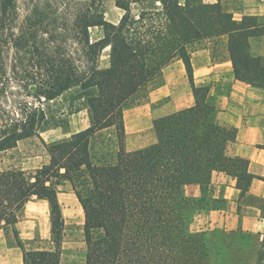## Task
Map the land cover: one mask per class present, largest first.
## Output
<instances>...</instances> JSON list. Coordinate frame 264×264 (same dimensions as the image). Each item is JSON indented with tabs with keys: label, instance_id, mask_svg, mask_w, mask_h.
I'll return each mask as SVG.
<instances>
[{
	"label": "trees",
	"instance_id": "1",
	"mask_svg": "<svg viewBox=\"0 0 264 264\" xmlns=\"http://www.w3.org/2000/svg\"><path fill=\"white\" fill-rule=\"evenodd\" d=\"M105 1L0 0V152L36 136L49 157L28 173L0 170L8 245L20 248L22 264H60L56 186L67 180L83 211L84 264H264V232L190 228L197 211L225 204L211 196L213 171L236 177L240 197L252 179L246 160L226 154L235 128L218 123L209 86L193 83L191 46L213 41L236 79L263 85L264 56H252L248 45L249 35L263 33L255 18L238 21L219 0H113L123 13L111 22ZM94 28L100 35L92 38ZM174 58L184 64L193 104L153 119L155 142L126 150L124 109L161 84V69ZM58 98L64 103L53 110ZM80 110L85 129L43 141L41 132L68 125ZM188 184L201 196L187 195ZM32 198L48 204L52 249L26 248L18 235L15 224Z\"/></svg>",
	"mask_w": 264,
	"mask_h": 264
},
{
	"label": "crops",
	"instance_id": "2",
	"mask_svg": "<svg viewBox=\"0 0 264 264\" xmlns=\"http://www.w3.org/2000/svg\"><path fill=\"white\" fill-rule=\"evenodd\" d=\"M219 2L226 5L225 9L238 21L244 17L255 18V29H260L263 33L249 35V52L252 56H264V0H219ZM200 51H191L190 55L193 83L209 86L210 93L215 96L218 123L235 128L234 139L227 144L226 154L246 160V170L252 175V179L246 194L240 197L239 189L235 185L236 177L223 171H213L210 179V186L213 189L211 196L223 197L225 204L220 209H201L194 216L201 223L202 229L217 227L258 231L263 227L259 209L254 204L244 201V198L264 197V180H262L264 178V83L252 85L236 79L225 49L217 59L212 58L210 48ZM192 104L193 96L184 64L181 59L174 58L162 67L161 84L148 91L146 101L124 113L126 145L130 146V150L143 147L129 145L132 139L135 141L142 139L143 125L149 128L152 126L153 119ZM79 112H74L69 117ZM127 114L130 116L128 120ZM71 117L68 121L70 128ZM87 126L86 124L77 129L72 127L69 131L63 129L60 134L50 135L51 130L60 128L56 127L45 130L41 134L53 137L50 139L53 141L83 130ZM153 136L156 139L155 133ZM154 142L155 140H152L150 144ZM58 186L61 190L57 191L56 196L62 216L64 220L73 219V215L78 214L79 210L82 211V207L67 180L62 181ZM186 187H190L189 192H186L190 196H201L197 184H188ZM23 213L15 226L19 237L24 242H28L34 233H38L42 238L50 236L48 204L45 200H28L24 205ZM0 264H22L20 248L8 245L6 230L2 227H0Z\"/></svg>",
	"mask_w": 264,
	"mask_h": 264
},
{
	"label": "rangeland",
	"instance_id": "3",
	"mask_svg": "<svg viewBox=\"0 0 264 264\" xmlns=\"http://www.w3.org/2000/svg\"><path fill=\"white\" fill-rule=\"evenodd\" d=\"M21 3L24 4H30V0H19ZM224 8H226V5H222ZM131 14H136L139 11V5L134 3L130 6ZM123 13V10L121 8H118L114 5L113 0H106L105 1V12L104 16L107 20L111 22H117L119 18L121 17ZM91 37L95 38L100 35V31L98 28L91 29L90 31ZM216 44L213 43V41H201L197 44L192 45L191 49L194 50H203L204 48H210L212 50V58L217 59L222 52L224 51V48H214ZM216 49V50H215ZM202 52V51H200ZM201 54V53H200ZM200 57V55H198ZM108 48H104L101 52V55L99 57V65L101 67H105L108 65ZM156 84L152 83L149 85L147 89V93L144 97L141 99L132 102L126 108L123 112L124 113L130 110V108L135 107L136 105H140L144 101H146V97L148 94V91L155 87ZM21 94H24V98H28V100H33L32 96H25V91L19 90ZM161 101V100H160ZM64 100L63 98H58L50 103L53 110L57 109L58 106L63 105ZM126 114V113H125ZM71 117V116H70ZM68 116V121L70 119ZM127 120L130 119V116L128 114L126 115ZM71 128H80L81 126L88 125L89 120L86 113V110H80V112L74 116L71 117ZM70 125H66L60 128H56L55 131H50V135L54 134H60L61 130H67L69 131ZM142 132V139L135 141L130 140L129 145L131 144L133 147L137 146H144L151 143V141L156 140L153 136V127L145 128L144 125L141 128ZM41 135V138L45 143H50L51 138L46 134ZM68 135L63 136L67 137ZM124 145L126 150H130V146L126 145V138L124 139ZM54 141V140H53ZM48 154L46 151L45 144L36 136H30L27 138H24L20 141H18L17 145L13 148H10L6 151L0 152V170L5 168H21L25 170L27 173L35 169L36 167H39L40 165L48 162ZM62 183V181L60 182ZM57 191L61 190V188L57 185L56 186ZM212 188V187H211ZM190 187H185V192H189ZM187 194V193H186ZM189 195V194H187ZM36 198H32L30 200H33ZM244 201L249 202L251 204H254L259 209V217L261 221L263 222L262 229L258 230L259 232H264V197H245ZM24 209V208H23ZM23 209L20 213V216L18 220L23 216ZM73 219H67L64 220V229L62 231V240H61V249H60V264H84V255H85V243L83 239V213L81 210H79L78 214L73 215ZM81 218V220L79 219ZM190 228L192 230H198L202 229L201 223L195 218V216L192 219V222L190 224ZM215 228V227H214ZM5 230H7L8 234L10 235V229L7 227ZM228 230V229H227ZM248 230V229H244ZM251 232H258V231H252ZM26 248L35 249V248H44V249H52L53 248V242L51 241L50 236L42 238L38 233H34L32 237L28 240V242H24Z\"/></svg>",
	"mask_w": 264,
	"mask_h": 264
}]
</instances>
